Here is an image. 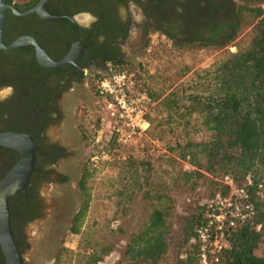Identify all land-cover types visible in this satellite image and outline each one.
I'll return each instance as SVG.
<instances>
[{
    "label": "rangeland",
    "instance_id": "374dc122",
    "mask_svg": "<svg viewBox=\"0 0 264 264\" xmlns=\"http://www.w3.org/2000/svg\"><path fill=\"white\" fill-rule=\"evenodd\" d=\"M29 1L12 0L20 6ZM256 4L264 13V0ZM76 21L81 23L78 18ZM254 23L248 12H240L236 31L226 46L179 44L151 31L141 50L121 64L133 74L135 88L159 95L179 93L193 84L195 72L209 69L221 57L245 47ZM81 83L82 88L64 95L60 123L47 133L63 145L64 156L48 169L37 187L41 214L24 226L25 257L34 264H79L84 254L108 245L111 251L95 264H113L129 234L146 220L156 196L165 194L171 203L166 219L170 242L159 264H174L177 250L187 248L180 238L184 222L215 190L217 178L206 173L195 176L187 158L176 157L169 150L181 134L179 128L171 133L165 125L156 124L162 117L157 100L152 101L148 113L152 127L146 134L124 146L106 142V106L92 94L89 76H84ZM189 135L195 141L209 136L199 125ZM84 168L90 174V198L79 232L74 234L68 228L80 205L77 180ZM259 252L260 248L256 250Z\"/></svg>",
    "mask_w": 264,
    "mask_h": 264
},
{
    "label": "flooded vegetation",
    "instance_id": "af4514ba",
    "mask_svg": "<svg viewBox=\"0 0 264 264\" xmlns=\"http://www.w3.org/2000/svg\"><path fill=\"white\" fill-rule=\"evenodd\" d=\"M258 1L46 0L44 9L52 16L46 20L34 12L16 16L7 10L11 15H5V45L30 36L53 61L70 50L74 54L71 62L45 67L36 60L30 44L0 49V132L27 134L35 145L28 182L7 201L18 258L12 264H34L25 257L24 226L40 216L37 187L48 169L64 156L63 145L47 134L60 123L64 95L82 88V79L90 77L91 69L106 61L121 63L141 50L151 31L179 44L226 46L237 28L239 8L256 7ZM18 158L15 149L0 147V179ZM0 264H8L1 246Z\"/></svg>",
    "mask_w": 264,
    "mask_h": 264
},
{
    "label": "trees",
    "instance_id": "16d2710c",
    "mask_svg": "<svg viewBox=\"0 0 264 264\" xmlns=\"http://www.w3.org/2000/svg\"><path fill=\"white\" fill-rule=\"evenodd\" d=\"M34 1L20 6L12 0H4L18 11ZM242 11L255 19L252 36L245 47L221 57L211 68L195 72L193 84L179 93L169 91L159 95L146 91L161 109L162 117L156 124L165 125L171 133L179 128L181 135L169 150L176 157L187 158L195 176L203 177L206 173L217 178L215 190L204 199L224 191L218 181L223 175L232 177L235 185L246 175L262 184L252 199L255 217L230 234L229 247L221 254L218 264H264V13L259 7L239 8V12ZM111 62L125 67V64ZM148 119L150 126L146 132L152 127L149 115ZM195 125L209 134L208 139L195 141L190 137L189 132ZM89 176L84 168L77 180L80 205L71 216L68 228L74 234L79 232L88 209ZM156 199L146 220L129 234L119 259L113 264H159L166 255L170 242L166 219L171 203L165 194ZM200 203L184 222L180 238L187 248L177 250L174 264H196L190 239L194 227L201 221ZM256 223L261 226L258 231L254 229ZM259 248L260 252L256 253ZM64 251L63 248L58 253L61 255ZM110 251L108 245L91 250L83 255L79 264H95Z\"/></svg>",
    "mask_w": 264,
    "mask_h": 264
},
{
    "label": "built area",
    "instance_id": "2783aa9c",
    "mask_svg": "<svg viewBox=\"0 0 264 264\" xmlns=\"http://www.w3.org/2000/svg\"><path fill=\"white\" fill-rule=\"evenodd\" d=\"M132 76L125 67L111 61L94 68L90 75L92 94L104 103L108 112L105 141L119 146L136 140L150 126L148 113L152 100L145 90L134 87ZM218 181L224 191L200 203L201 221L190 239L196 264H218L229 247L230 234L255 217L252 199L261 190V182L249 175L237 185L229 175ZM260 227V223L254 225L256 231Z\"/></svg>",
    "mask_w": 264,
    "mask_h": 264
},
{
    "label": "water",
    "instance_id": "95a60500",
    "mask_svg": "<svg viewBox=\"0 0 264 264\" xmlns=\"http://www.w3.org/2000/svg\"><path fill=\"white\" fill-rule=\"evenodd\" d=\"M45 1L36 0L32 7L24 11H17L11 4H6L4 0H0V49H12L30 44L34 48L35 58L39 64L45 67H57L63 63L71 62L74 57L71 50L61 59L53 61L30 36L17 37L8 45H5L2 40L7 10H10L16 16H23L34 12L41 19L46 20L52 18V16L44 9L43 5ZM0 147L15 149L19 154V158L14 166L4 178L0 179V246L7 258L8 264H12L14 259L18 261V258L11 233L7 201L11 195L22 190L27 184L31 171L33 170L35 145L27 134L0 132Z\"/></svg>",
    "mask_w": 264,
    "mask_h": 264
},
{
    "label": "bare ground",
    "instance_id": "6f19581e",
    "mask_svg": "<svg viewBox=\"0 0 264 264\" xmlns=\"http://www.w3.org/2000/svg\"><path fill=\"white\" fill-rule=\"evenodd\" d=\"M85 18V17H84ZM83 19V18H82ZM14 182V181H13Z\"/></svg>",
    "mask_w": 264,
    "mask_h": 264
}]
</instances>
